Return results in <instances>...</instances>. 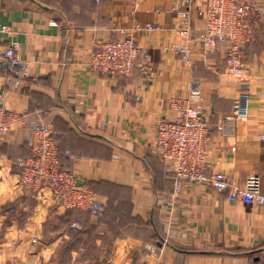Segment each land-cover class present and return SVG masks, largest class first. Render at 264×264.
<instances>
[{
  "label": "crops",
  "instance_id": "crops-1",
  "mask_svg": "<svg viewBox=\"0 0 264 264\" xmlns=\"http://www.w3.org/2000/svg\"><path fill=\"white\" fill-rule=\"evenodd\" d=\"M180 6L181 0H0V26L10 30L0 32V45L17 42L30 62L21 86L0 73V107L23 118L0 136V264H264L259 206L186 184L175 201L172 169L153 154L157 122L172 118L168 100L186 96L196 80L202 116L214 126L207 174L221 171L236 188L264 192V22L245 52L251 77L242 81L226 74L227 45L205 61L197 50L189 62L173 51ZM136 24L156 28L138 35L151 80L141 84L139 72L112 78L92 71L95 45L123 38ZM203 28L194 15L193 33ZM247 85L250 117L232 121ZM36 114L54 120L55 138L71 151L60 161L98 192V216L66 213L20 189L16 174L33 139L26 121Z\"/></svg>",
  "mask_w": 264,
  "mask_h": 264
},
{
  "label": "built area",
  "instance_id": "built-area-1",
  "mask_svg": "<svg viewBox=\"0 0 264 264\" xmlns=\"http://www.w3.org/2000/svg\"><path fill=\"white\" fill-rule=\"evenodd\" d=\"M181 0L178 10L180 42L173 51L190 61L194 51L201 60L208 59L217 46L227 45L226 74L248 81L251 72L244 61L246 50L251 47L261 30L264 0ZM194 15L204 22L198 34L192 30ZM152 25L136 24L127 29L121 39H113L95 45L90 56L89 67L100 75L112 78H130L140 73V83L152 78L149 66V52L138 43V35L153 31ZM0 32L9 33L7 26H0ZM7 72L21 86L30 77V62L22 59L17 42L4 47L0 45V73ZM250 90L242 92L233 104L232 121H247L250 117ZM172 118L157 122L153 154L171 167L173 193L179 198L184 186H209L220 192L230 191L232 202L259 206L264 214V192L236 188L230 176L217 171L210 175L209 153L214 128L203 116V98L199 82L193 80L186 96L168 100ZM50 117V116H49ZM47 116L36 114L27 120L32 132L31 156L20 163L16 179L20 189L29 191L42 203L55 204L66 210H79L98 216L102 212V201L95 192L81 182L78 172L70 170L60 161L59 147L55 141L54 122ZM22 116L0 107V136L10 127L22 121ZM219 132L224 126H216ZM66 154L70 156L67 151Z\"/></svg>",
  "mask_w": 264,
  "mask_h": 264
},
{
  "label": "trees",
  "instance_id": "trees-1",
  "mask_svg": "<svg viewBox=\"0 0 264 264\" xmlns=\"http://www.w3.org/2000/svg\"><path fill=\"white\" fill-rule=\"evenodd\" d=\"M41 1H43V0H41ZM45 2V1H44ZM57 2H61V3H67L68 2V0H56V1H54L53 2V4H55V3H57ZM46 3H49V2H46ZM50 4V3H49ZM54 121V120H53ZM54 132H55V123H54ZM55 138V137H54ZM55 141H56V143H57V145H58V147H59V151H60V159H61V161L63 162V163H65V161L63 160V158L64 157H68V155L66 154V152L68 151L70 154H71V151H69V150H65V149H63L62 147H61V145H60V142H58L57 141V139L55 138ZM31 156V148H30V155L28 156V157H26L25 159H22L21 160V162H24V161H26L29 157ZM20 162V163H21ZM173 183V182H172ZM86 184V183H85ZM91 189H93V191H94V188L93 187H91L89 184H87ZM95 192V194L99 197V194H98V192L97 191H94ZM100 198V197H99ZM102 206H103V204H102ZM66 213H70V214H73V213H80V214H86V215H90V213H88V212H83V211H79V210H67L66 211ZM120 216V214L116 211V210H114V217L115 216ZM159 243V240H156V244H158Z\"/></svg>",
  "mask_w": 264,
  "mask_h": 264
},
{
  "label": "rangeland",
  "instance_id": "rangeland-1",
  "mask_svg": "<svg viewBox=\"0 0 264 264\" xmlns=\"http://www.w3.org/2000/svg\"><path fill=\"white\" fill-rule=\"evenodd\" d=\"M43 1H45V2H49L50 5H53V2L56 1V0H43ZM63 210H65V212L67 211L66 209H63Z\"/></svg>",
  "mask_w": 264,
  "mask_h": 264
}]
</instances>
